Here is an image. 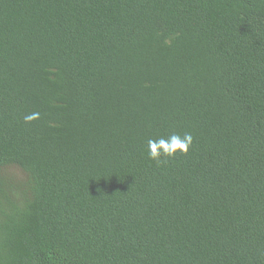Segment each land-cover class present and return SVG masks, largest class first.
I'll return each mask as SVG.
<instances>
[{
	"label": "trees",
	"instance_id": "trees-1",
	"mask_svg": "<svg viewBox=\"0 0 264 264\" xmlns=\"http://www.w3.org/2000/svg\"><path fill=\"white\" fill-rule=\"evenodd\" d=\"M0 264H264V0H0Z\"/></svg>",
	"mask_w": 264,
	"mask_h": 264
},
{
	"label": "clouds",
	"instance_id": "clouds-1",
	"mask_svg": "<svg viewBox=\"0 0 264 264\" xmlns=\"http://www.w3.org/2000/svg\"><path fill=\"white\" fill-rule=\"evenodd\" d=\"M40 118L39 112H33L24 117L25 123H31ZM193 138L190 133H185L182 137L172 134L167 138L147 141L148 155L152 160L160 162L161 157L172 158L177 153L186 154L192 145Z\"/></svg>",
	"mask_w": 264,
	"mask_h": 264
}]
</instances>
